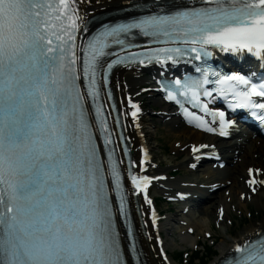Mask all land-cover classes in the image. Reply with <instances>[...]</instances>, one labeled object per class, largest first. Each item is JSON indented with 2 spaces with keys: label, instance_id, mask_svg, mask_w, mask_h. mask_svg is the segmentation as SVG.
<instances>
[{
  "label": "snow or ice",
  "instance_id": "6c2138e0",
  "mask_svg": "<svg viewBox=\"0 0 264 264\" xmlns=\"http://www.w3.org/2000/svg\"><path fill=\"white\" fill-rule=\"evenodd\" d=\"M203 2L209 7L152 15L107 28L92 37L86 49H81L85 53L82 75L88 81L87 96L95 102L99 97L97 76L106 83L112 68L127 59L107 63L104 71L102 61L109 55V40L123 46L121 35L127 38L134 31L192 45L184 50L158 49L165 54L163 59L155 57L162 63L172 60V53L188 51L200 59L202 53L210 55L205 51L209 45L226 52L246 50L264 56V0ZM75 3L76 0H0V264H124L104 169L77 86L80 75L75 41L79 26ZM228 81L247 88L233 90L238 98L235 108L264 110V103L252 100L264 97V84L257 88L240 75L224 77L219 83ZM209 82L207 78L184 83L177 80L176 91L185 97L191 95L199 103L198 89ZM168 99L176 100V94L169 91ZM129 104L135 120L140 109L131 101ZM203 110L207 112V105ZM96 115L102 116L99 107ZM185 115L199 121L197 126L205 131H216L186 110ZM214 115L219 116V135L227 136L232 125L225 120V113ZM99 123L108 133L104 120ZM105 142L111 144L112 140L105 136ZM109 161L115 188L120 190L119 169L111 155ZM254 175L250 169V185L257 183ZM130 178L137 194L142 192L151 204L147 197L151 180L136 175ZM235 252L238 257H225L221 264H264V239L237 246Z\"/></svg>",
  "mask_w": 264,
  "mask_h": 264
},
{
  "label": "bare ground",
  "instance_id": "6f19581e",
  "mask_svg": "<svg viewBox=\"0 0 264 264\" xmlns=\"http://www.w3.org/2000/svg\"><path fill=\"white\" fill-rule=\"evenodd\" d=\"M149 2H154V0H94L93 2L91 1V5L88 6L85 0H76L74 7L77 9L79 21L82 23V27H84L87 20L94 16L99 17L101 15L120 11L134 4H148ZM186 2V0H161L156 4L152 3L147 6V8L184 7L186 6ZM132 15H135V13H126L123 15L119 13L112 14L106 21L127 18ZM92 27H94V23L88 26L84 36H86ZM152 71V68L141 70H128L123 68L116 70L112 79L116 97L122 96L124 99L126 93L135 97L139 91L137 90L139 86L148 85L151 81L155 80V77L152 75H144V73ZM148 95L152 97V101L156 105L162 104V100L155 96L154 93ZM165 111H167V115L160 116V118L168 125L167 133L180 140L176 139L173 142V148L171 150L172 153L177 156H169L164 163H158L157 168L152 166L151 174L154 176L163 174L169 175L174 170H185L186 176L179 177L175 181H172L171 177H168L166 183L158 182L155 185L152 195L158 196L171 193V196H174L177 191H182L183 189L185 192H188L190 183L195 184L197 188L201 190L200 193L202 195H205L203 193L207 190L217 187V191L210 194V199H208L204 205H200L197 211H192V215H183L182 211H180V215H174L173 218L166 217L165 222L168 226L165 233L168 232L171 234L172 230L170 227L176 225L177 227H175V229L179 234L180 240L188 245H195L199 240L197 235H188L185 233L188 228L196 229L198 233L203 232L205 234L210 233L212 223H217L219 225L218 232H220L218 235L221 239L219 240L217 251L219 254L216 255L211 262V264H215L221 258L227 256L235 244L250 240L264 231V184L256 185L253 191L249 189L245 183L249 168L261 170L257 177L264 179V139L259 138L253 130H245V134L237 135L235 140H219L214 136L205 135L182 125L178 117L173 114L175 111L174 109ZM165 119L168 121H165ZM143 126L146 131L145 138L147 140L149 136L147 135L146 124L143 123L141 127L143 128ZM127 127V135L135 144L134 154L137 160L141 141L137 138L135 131L132 129L130 121L127 122ZM240 136L243 138L242 140H239ZM237 140L242 142L239 144ZM174 143L178 145L176 148H174ZM191 145H205L206 147L215 145L222 153V159L227 162L226 167L219 169L217 167L214 168L213 164H211L199 169L198 173L191 172L188 167L196 162L194 160V154L189 150ZM177 157H180V159L177 160ZM161 186L168 189L166 190ZM138 203L141 213L145 212L148 215L142 202L139 200ZM250 206L254 207L259 214H263V217L258 215L255 219V223L251 222L248 226L236 232L231 230L232 228L225 223L231 217V208H233L235 212L239 211L241 214L244 211L247 213ZM219 208H223L225 211L224 217L221 220L218 219ZM137 223L139 225V220H137ZM178 223H181V226H178ZM138 233L141 239V249L145 264H165L158 255L155 237L147 220V216L143 220V226H139ZM167 245V241L165 240V246ZM170 245L178 247L173 239L170 240Z\"/></svg>",
  "mask_w": 264,
  "mask_h": 264
},
{
  "label": "rangeland",
  "instance_id": "374dc122",
  "mask_svg": "<svg viewBox=\"0 0 264 264\" xmlns=\"http://www.w3.org/2000/svg\"><path fill=\"white\" fill-rule=\"evenodd\" d=\"M92 2L94 0H91ZM144 104H145V117H146V122H147V126H146V130H147V135L148 137V141H149V145L151 147L152 150V154L154 157V160L157 163L166 161V159L169 156H174L176 157V154L172 153V148H173V142L178 139L175 137H172L169 133H167V129H168V125H165L162 122V119H160L159 117H155L154 113H156V111H161V109L156 108V110H153L151 108L152 104H154L152 102V99L150 98H145L144 100ZM151 132V133H150ZM179 140V139H178ZM180 141V140H179ZM175 145V143H174ZM174 148H176L174 146ZM177 160H179L180 158H176ZM181 172V171H179ZM198 173V172H197ZM185 177V170H182V172L177 176V177ZM177 177L171 178L172 180H176ZM191 178V176H190ZM159 207H161V209L163 211L167 210V205L165 204H161ZM170 210H172L173 212L167 213V217H173L175 213L179 212V209L176 207H172ZM233 210V208H231V211ZM250 210L252 211V213L250 215L246 214L245 212H243L241 215H239V212L237 211L236 213L232 214L231 220H232V229L234 232H236L237 230H240L246 226H248L251 222L255 223V216L257 215L258 211L256 209H253L252 207H250ZM168 211V210H167ZM260 217H263V214H259ZM258 217V216H257ZM227 226L228 225V221L225 222ZM211 229H212V236L216 239V241H212L211 240H206L205 239V235L204 233H198V231L195 230V236L197 235L199 238V241H201L200 245L198 246V250L200 249L201 253L198 255V258L195 259V261L193 262V258L191 257V260L189 263L191 264H198L200 260H210L213 256V253L208 249V247L210 246L212 251H218V245H219V240L221 239V237H219L218 230L214 228V225L211 224ZM177 234V233H175ZM199 234V235H198ZM178 236V235H177ZM177 236L171 237L170 235L166 237L167 243H168V249L173 250L172 248H175L173 246L170 245V240L173 239V241L178 244V247L181 245L179 242V238ZM212 237V238H213ZM212 242L214 243L212 245ZM198 245V244H197ZM188 247H190V249L192 250L194 247L190 244L188 245ZM188 247H185V250L188 249ZM184 248H178L179 250H183ZM183 251V252H187V251ZM177 252L171 251L170 254L172 256V258H174L175 255H177ZM187 254L190 256V253L187 252ZM185 259H188L185 258ZM209 262V261H208ZM175 263H179V264H184V263H180L176 260L175 258ZM210 264V262H209Z\"/></svg>",
  "mask_w": 264,
  "mask_h": 264
},
{
  "label": "trees",
  "instance_id": "16d2710c",
  "mask_svg": "<svg viewBox=\"0 0 264 264\" xmlns=\"http://www.w3.org/2000/svg\"><path fill=\"white\" fill-rule=\"evenodd\" d=\"M210 251L213 253V255L216 254L215 251L213 252L211 249H210ZM180 257H181V255L179 254V255H178V258H180ZM206 263H207V260H205V261L200 260V262H199L198 264H206Z\"/></svg>",
  "mask_w": 264,
  "mask_h": 264
}]
</instances>
